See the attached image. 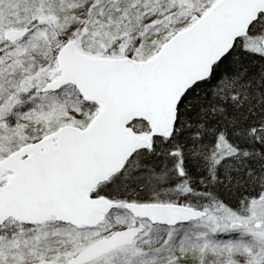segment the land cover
<instances>
[{"label":"snow or ice","instance_id":"snow-or-ice-1","mask_svg":"<svg viewBox=\"0 0 264 264\" xmlns=\"http://www.w3.org/2000/svg\"><path fill=\"white\" fill-rule=\"evenodd\" d=\"M0 264H264V0H0Z\"/></svg>","mask_w":264,"mask_h":264}]
</instances>
